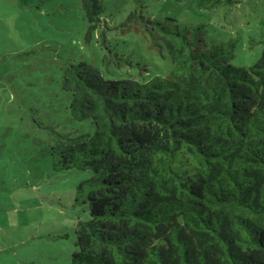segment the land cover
<instances>
[{"label":"trees","instance_id":"trees-1","mask_svg":"<svg viewBox=\"0 0 264 264\" xmlns=\"http://www.w3.org/2000/svg\"><path fill=\"white\" fill-rule=\"evenodd\" d=\"M136 2L122 26L166 50L171 71L114 80L63 61L70 114L93 129L37 122L52 135L54 171L92 172L76 190L89 219L75 226L71 264H264V32L251 41L262 46L258 61L240 66L238 37L209 42L204 24L152 18ZM237 3L195 0L208 11ZM81 6L89 40L104 0ZM104 62L130 63L112 49Z\"/></svg>","mask_w":264,"mask_h":264},{"label":"rangeland","instance_id":"rangeland-1","mask_svg":"<svg viewBox=\"0 0 264 264\" xmlns=\"http://www.w3.org/2000/svg\"><path fill=\"white\" fill-rule=\"evenodd\" d=\"M136 1L104 0L101 23L87 40L81 0H0V264H71L75 226L89 219L87 207L75 199L78 184L92 172L54 171L52 135L37 124L62 132L93 129L90 120L70 114V95L60 81L63 61L90 62L114 80L146 82L171 71L166 50L122 26ZM140 1L152 18L204 24L209 42L238 37L237 65L252 66L262 54V46L251 48V41L264 32V0H237L210 11L196 8L195 0ZM110 49L130 63L106 64Z\"/></svg>","mask_w":264,"mask_h":264}]
</instances>
